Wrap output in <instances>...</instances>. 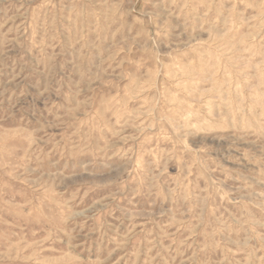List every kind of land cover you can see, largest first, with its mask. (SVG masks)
<instances>
[{
	"label": "rangeland",
	"instance_id": "1",
	"mask_svg": "<svg viewBox=\"0 0 264 264\" xmlns=\"http://www.w3.org/2000/svg\"><path fill=\"white\" fill-rule=\"evenodd\" d=\"M0 264H264V0H0Z\"/></svg>",
	"mask_w": 264,
	"mask_h": 264
}]
</instances>
